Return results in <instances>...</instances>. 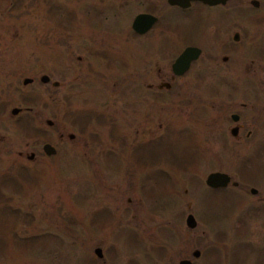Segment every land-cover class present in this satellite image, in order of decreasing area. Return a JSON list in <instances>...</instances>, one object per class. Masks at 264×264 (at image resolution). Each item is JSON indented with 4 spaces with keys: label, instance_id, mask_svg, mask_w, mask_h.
Masks as SVG:
<instances>
[{
    "label": "rangeland",
    "instance_id": "1",
    "mask_svg": "<svg viewBox=\"0 0 264 264\" xmlns=\"http://www.w3.org/2000/svg\"><path fill=\"white\" fill-rule=\"evenodd\" d=\"M249 1L0 0V264H264V0ZM139 12L157 16L140 35ZM187 44L200 54L172 77ZM211 171L237 185L207 187Z\"/></svg>",
    "mask_w": 264,
    "mask_h": 264
},
{
    "label": "water",
    "instance_id": "2",
    "mask_svg": "<svg viewBox=\"0 0 264 264\" xmlns=\"http://www.w3.org/2000/svg\"><path fill=\"white\" fill-rule=\"evenodd\" d=\"M191 0H166V2L168 4L171 5H178L181 7H186L189 5V2ZM205 4L208 5H214V4H218V3H224L225 0H199ZM250 3L254 6H257V1L256 0H251ZM156 21V16L150 13H145V12H139L137 14H135L131 20L130 23V28L132 29V31H134L137 34H142L144 32H146L148 29L151 28V26L155 23ZM238 35L237 33L233 34V38L237 39ZM200 54V48L194 45H188L186 47H184L177 55L176 57L173 59V61L170 63V69L172 71L173 74L176 75H180L182 74L184 71L187 70L189 63L194 60L195 58H197ZM31 79L30 78H24L23 79V83L26 82H30ZM39 81L41 82H48L49 81V77L46 74H41L39 76ZM51 84L53 86H57L58 85V81H52ZM162 87H169V84L167 82L162 83L161 85ZM19 109L16 107H13L10 112L12 114H15ZM230 119L233 122H236L238 119V115L236 113H231L230 114ZM46 123L48 125H51L52 122L50 120H46ZM231 135H236L237 132V126L234 125L230 128L229 130ZM70 138H72V134L68 135ZM42 151L46 154V155H51L55 153V148L50 145L49 143H43L41 146ZM33 156L32 153H30L29 157L31 158ZM230 182L231 185L236 186L237 182L236 181H232L230 179V176L222 171H211L209 173H207L205 175L204 178V183L207 187L209 188H222L225 187L228 183ZM250 192L251 193H255V189L253 187L250 188ZM184 223L186 225V227L188 228H193L196 225V221L193 217V215L191 213H187L184 219ZM93 253L98 257L101 258L102 257V252L101 249L99 247H94L93 248ZM199 255V250L198 249H194L191 252V256L192 257H197ZM177 264H192L191 259L189 258H181L177 261Z\"/></svg>",
    "mask_w": 264,
    "mask_h": 264
},
{
    "label": "flooded vegetation",
    "instance_id": "3",
    "mask_svg": "<svg viewBox=\"0 0 264 264\" xmlns=\"http://www.w3.org/2000/svg\"><path fill=\"white\" fill-rule=\"evenodd\" d=\"M165 1H166V0H165ZM250 1H251V0H250ZM250 1H249V2H250ZM256 1H257V5H258V0H256ZM227 2H228V0H225L224 3H218V4H214V5H208V4H205V3H203V2H201V1H199V0H191V1L189 2V5L186 6V7H181V6H178V5H171V4H168L167 2H166V4H167L169 7L178 8V9L181 10V11H183V10L187 11V9L191 8L194 4H200V5L204 6V7H213V8H214V7H216V6H223V5H225ZM250 4H251V3H250ZM251 5H252V4H251ZM252 6H254V5H252ZM254 7H257V6H254ZM145 13H148V12H145ZM150 14H151V13H150ZM153 15H154V14H153ZM155 16H156V15H155ZM156 20H157V16H156ZM148 30H149V29H148ZM148 30H147V31H148ZM144 33H145V32H144ZM144 33H142V34H144ZM234 33H237V32H234ZM234 33H233V34H234ZM233 34H232V39H233V40H237L238 37H237V39H234V38H233ZM139 35H140V34H139ZM237 35H238V33H237ZM188 45H192V44H187V45H185L184 47H186V46H188ZM184 47H183V48H184ZM183 48H182V49H183ZM182 49H181V50H182ZM181 50H180V51H181ZM180 51H179V52H180ZM179 52H178V53H179ZM178 53H177V54H178ZM175 57H176V56H175ZM175 57H174V58H175ZM196 59H197V58H195L194 60H196ZM222 59L225 60L226 57H222ZM194 60H192V61L189 63V66H188L187 70L189 69L191 63H192ZM172 61H173V60H172ZM187 70H186V71H187ZM186 71H184V72H183L182 74H180V75H176V74H173L172 71H171V69H170V72H171V76H172V77H181V75H183ZM157 72H159L158 69H157ZM164 82H166V81H162L161 83H159V84L157 85V88L160 89V88L162 87V86H161L162 83H164ZM167 83H168V82H167ZM168 84H169V83H168ZM148 87H149V85H148ZM163 87H164V86H163ZM169 87H170V84H169ZM169 87H168V88H169ZM164 88H166V87H164ZM237 120H238V119H237ZM236 126H237V132H238V130L240 129V125H236ZM237 132H236V133H237ZM248 133H249V132L247 131V132H246V135H248ZM222 188H223V187H222ZM211 189L217 190V189H221V188H211ZM254 189H255V188H254ZM249 193H250V194H255V193H256V189H255V193H251V192H250V188H249ZM263 239H264V236H263Z\"/></svg>",
    "mask_w": 264,
    "mask_h": 264
}]
</instances>
